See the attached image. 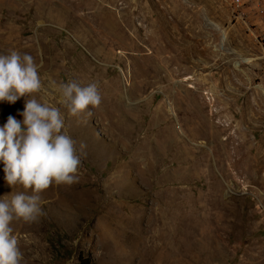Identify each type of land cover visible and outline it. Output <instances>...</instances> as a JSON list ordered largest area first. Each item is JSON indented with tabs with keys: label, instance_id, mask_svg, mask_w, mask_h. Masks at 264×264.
<instances>
[{
	"label": "rangeland",
	"instance_id": "rangeland-1",
	"mask_svg": "<svg viewBox=\"0 0 264 264\" xmlns=\"http://www.w3.org/2000/svg\"><path fill=\"white\" fill-rule=\"evenodd\" d=\"M244 6L0 0V55L41 81L0 125L26 99L56 107L81 160L12 222L20 264H264V0ZM69 83L100 103L71 114ZM24 191L0 165V199Z\"/></svg>",
	"mask_w": 264,
	"mask_h": 264
},
{
	"label": "clouds",
	"instance_id": "clouds-1",
	"mask_svg": "<svg viewBox=\"0 0 264 264\" xmlns=\"http://www.w3.org/2000/svg\"><path fill=\"white\" fill-rule=\"evenodd\" d=\"M41 81L31 55L16 51L0 55V103L14 104L21 97L38 91ZM64 102L76 115L90 105L97 106L96 86L80 87L69 83L62 87ZM18 120L9 115L0 125V165L9 186L25 191L0 199V264H20L21 252L11 224L16 219L33 221L41 214L40 193L52 183L72 184L81 163L73 139L62 132L64 119L56 107L26 99ZM28 190L31 194H27Z\"/></svg>",
	"mask_w": 264,
	"mask_h": 264
},
{
	"label": "built area",
	"instance_id": "built-area-1",
	"mask_svg": "<svg viewBox=\"0 0 264 264\" xmlns=\"http://www.w3.org/2000/svg\"><path fill=\"white\" fill-rule=\"evenodd\" d=\"M227 1L231 4L234 11V15L237 18H243L244 7H245L244 5L247 0H227Z\"/></svg>",
	"mask_w": 264,
	"mask_h": 264
},
{
	"label": "bare ground",
	"instance_id": "bare-ground-1",
	"mask_svg": "<svg viewBox=\"0 0 264 264\" xmlns=\"http://www.w3.org/2000/svg\"><path fill=\"white\" fill-rule=\"evenodd\" d=\"M166 14V13H165ZM176 23V22H175ZM181 24V23H180ZM179 31V30H178ZM162 50V49H161ZM261 157V156H260Z\"/></svg>",
	"mask_w": 264,
	"mask_h": 264
}]
</instances>
